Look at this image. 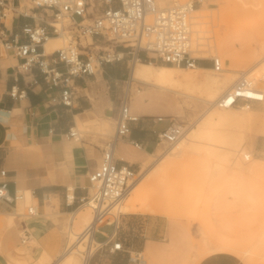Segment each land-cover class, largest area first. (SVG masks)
<instances>
[{
    "label": "crops",
    "instance_id": "0c3cea01",
    "mask_svg": "<svg viewBox=\"0 0 264 264\" xmlns=\"http://www.w3.org/2000/svg\"><path fill=\"white\" fill-rule=\"evenodd\" d=\"M18 1L26 5L25 0H10V3L17 4ZM159 3L167 4L164 0ZM28 7L26 10L30 11ZM35 21L31 16L16 15L11 21L10 29L18 32L23 24H34ZM223 41L228 42L227 48L221 52L217 44L216 49L223 59L228 57L234 65L236 55L229 52L232 42L229 38H223ZM244 46L245 52H254L249 42ZM46 51L49 50L46 48ZM124 63L125 71L120 66ZM18 66L19 59L16 56L0 53V165L8 170L10 192L24 190L33 193L38 216L20 219L11 212L10 206L0 205V215L12 217L6 223L0 220V223L9 227L7 230H13L17 225L21 227L25 220L31 234L26 243H22L20 234L16 235L14 231L0 239V264H49L65 251L72 216L81 207V200L90 196L89 175L99 167L103 147L108 139L100 134L83 133L82 140L75 141L68 138L66 133L70 128L79 129V125L86 122L107 120L115 123L122 95L119 82L125 75L128 78L130 70L126 62L104 65L99 74L103 76L105 89L98 83L101 77L90 75L76 78V97L72 106H66L49 103L52 96L60 94V90L48 87L38 70L24 74L19 71ZM169 68L174 66L149 62L133 64V88L141 81L172 91L169 89L172 86L168 80ZM197 69L211 71L212 63L210 60H201L199 67L191 70ZM35 78L37 83L33 82ZM214 86L216 84L211 85ZM13 88H17L18 95H24L13 97ZM225 88L219 94L211 92L212 99L215 100ZM141 93L142 90L136 93L138 98L131 104V110L141 118L131 123L130 135L118 141L116 158L120 164H129L135 170H141L142 175L147 171L145 165L153 153L158 154V148H155L157 133L169 123L168 120L154 122L153 116H168L172 115L167 114L168 112L176 111L167 109L166 114H161L156 112L154 105H136L141 99ZM204 101L209 102L208 99ZM132 140L141 142L142 148H135ZM255 149L264 153V145L260 139L256 140ZM214 195L215 191H212L207 197V204ZM162 200L152 205L151 209L173 216L163 210ZM49 209L55 210L56 214H51ZM69 214L71 218L66 225L64 217ZM165 215L140 210L124 213L115 234L113 225H105L94 234L97 245L88 253L85 264H192L193 236L189 227L184 222L173 221ZM209 227L213 228L226 246L208 252L195 264H242L237 254L227 251L237 249L241 242L225 236L212 224ZM0 234L2 236L1 232ZM118 241L122 243L121 249L113 250L114 242Z\"/></svg>",
    "mask_w": 264,
    "mask_h": 264
},
{
    "label": "built area",
    "instance_id": "2783aa9c",
    "mask_svg": "<svg viewBox=\"0 0 264 264\" xmlns=\"http://www.w3.org/2000/svg\"><path fill=\"white\" fill-rule=\"evenodd\" d=\"M31 2L28 11L20 1L11 4L10 0H0V53L16 56L21 73L29 74L36 69L48 87L60 90L58 96L50 98L51 105H73L77 92L76 78L96 77L106 64L126 62L129 66L127 86L122 89L114 133L104 144L99 167L89 175L90 196L81 200V205L88 203L92 208L93 223L88 227L92 236L105 225H113L115 234L124 214L119 205L130 195L141 175V170L137 171L129 164H120L116 158L118 141L128 137L131 123L141 118L131 110L135 82L131 78L132 65L149 62L196 69L201 60H210L212 69L221 73L226 69L223 59L218 55L201 56L203 50H197L194 45L192 19L197 3L201 4L200 0L197 3L194 0L175 3L165 8L159 7L156 0ZM16 15L31 16L36 21L34 24L25 23L20 31L13 32L10 26ZM55 36L64 38L66 42L62 47L47 52L45 44ZM33 82L37 83L38 80L35 78ZM11 95L21 97L24 94L18 95L17 88H13ZM263 102L264 91L253 84L245 71H241L232 87L211 105L220 109H251ZM153 118L154 122H169L165 129L157 133L155 148L164 145L166 150H170L190 127L174 115H157ZM66 136L81 141L83 132L70 128ZM131 143L137 149L143 146L137 140ZM251 157L249 153L243 155L246 161ZM30 196L31 202L28 203L26 191L10 192L8 170L0 165V205L10 206L11 212L20 219L38 216V206L33 201L31 191ZM20 204L24 205L23 209ZM20 237L22 243L31 238L25 220L22 221ZM121 247L122 243L118 241L114 242L112 249L120 250Z\"/></svg>",
    "mask_w": 264,
    "mask_h": 264
},
{
    "label": "rangeland",
    "instance_id": "374dc122",
    "mask_svg": "<svg viewBox=\"0 0 264 264\" xmlns=\"http://www.w3.org/2000/svg\"><path fill=\"white\" fill-rule=\"evenodd\" d=\"M157 3L163 0H156ZM166 5L169 6L175 3H185L192 0H164ZM196 3L198 2L197 0ZM24 4L31 6V0H25ZM162 6V5H161ZM202 6L203 8H199ZM199 18L196 17L194 12L193 29L203 31L201 33V42L205 45L201 48L205 51H201V56H214L218 55L223 59L216 46H220V51L223 52L228 42L223 41V38H229L232 42L229 52H233L236 55L234 65L231 64L228 57L223 59V64L227 68L219 73L214 70L195 72L187 68L174 67L173 70H168V74L176 77H188L197 80L193 92L189 86L185 87L187 93H193L197 98H191L190 96H184L175 94L172 91L156 87L153 83H141L137 82L136 86H140L142 93L139 95L140 101H137L136 105H142L143 103L151 104L155 106L156 112L166 114L167 109L174 110V112H168L178 116L190 126L198 122L211 108L210 102L214 101L211 92L219 94L224 89L228 81L226 76L239 74L241 71H245L255 60L264 56V0H202L201 4L197 3ZM197 18V19H196ZM201 20L195 27V21ZM194 39L197 37V33L193 35ZM59 39V46L65 44L64 38ZM222 42V43H221ZM249 42L250 47H253L254 52H245V44ZM110 45H113L111 43ZM106 47H109L106 45ZM111 47V46H110ZM249 47V48H250ZM54 50L52 47L49 51ZM140 63V62H139ZM163 63H157L156 65H162ZM166 65V64H163ZM122 70L125 71L126 64H121ZM209 76V77H208ZM97 77H101L100 82L105 89V82L101 74H97ZM217 78L215 82L216 86H207L205 79ZM250 79L252 76L249 77ZM127 75L120 80V89L126 86ZM207 87L209 89L201 88ZM259 88H264V79L261 82L256 83ZM204 95V96H202ZM138 98L136 91L133 90L131 98V104ZM210 98V99H209ZM203 99V100H202ZM208 99V101H204ZM253 109H259L264 111V103L255 106ZM214 110L223 111L224 108H216ZM240 112L242 109H237ZM196 121V122H195ZM165 124V123H164ZM161 124V126H164ZM264 125V124H263ZM79 130L83 133L100 134L106 138L111 136L115 130L114 121L96 120L94 122H86L79 125ZM236 130L239 131L238 128ZM248 144L243 146L240 152L241 160H232L225 168L212 170L210 177L206 179V183L200 185L199 201L197 203L196 214H177L176 216H168L160 212H154L152 209L140 210L144 213L162 214L169 217L171 220H180L184 222L190 229L193 238V258L192 264L198 262L201 258L206 256L208 252L226 244L210 230V224L214 225L216 229L220 230L225 236L238 240L241 244L237 249L227 250L237 254L242 261V264H264V153H260L255 149V142L260 139L264 145V130L260 127L249 128L245 130ZM154 142H152V145ZM247 146H249L247 148ZM246 149V150H245ZM177 149H175L176 151ZM244 150V151H243ZM164 145L158 147L157 152L150 157L146 163L145 168L149 169L153 164L157 163L162 156L161 153L167 152ZM250 152L252 157L257 160L245 161L242 153ZM254 153V155H253ZM168 154V153H167ZM178 152L170 154L171 156L177 155ZM251 157V158H252ZM168 162H172L173 165L178 166L181 172L188 175H193L200 160H192L190 162L180 161L178 159L169 160L168 158L163 161V165L157 166L148 177L143 181V185H151L153 188L150 203L152 205L160 202L163 199V190L158 183L154 182V175L159 167L166 165ZM169 164V163H168ZM151 181V182H150ZM195 185V183H193ZM215 191L214 198L210 200L209 204H206L207 197ZM28 203L31 199L28 197ZM127 201V200H126ZM163 201V200H162ZM126 203V202H125ZM24 205L20 204V208L23 209ZM163 209V208H162ZM164 210V209H163ZM51 214H56L55 210H50ZM127 213V212H124ZM181 215V216H180ZM71 214L64 217V222L68 224ZM12 217L10 215H0V220L8 222ZM0 239L5 238L13 231L16 235L21 232V227L17 225L13 230H7L9 227L3 224L1 227ZM18 239V238H17ZM66 239L64 233V241ZM19 242V240H17ZM65 245V244H64ZM95 242H93L92 248L94 250ZM88 256L87 252H83V256L78 254H70L64 252L62 256L57 259L51 260L49 264H65L70 262L71 264H83V257ZM31 264V263H30ZM33 264V263H32Z\"/></svg>",
    "mask_w": 264,
    "mask_h": 264
},
{
    "label": "bare ground",
    "instance_id": "6f19581e",
    "mask_svg": "<svg viewBox=\"0 0 264 264\" xmlns=\"http://www.w3.org/2000/svg\"><path fill=\"white\" fill-rule=\"evenodd\" d=\"M158 6L161 8L168 7L164 5L161 6L160 3ZM194 12L196 17L199 18V14L197 13L198 10L196 8ZM195 23L196 27L202 22L201 20H196ZM195 31L197 37L196 39L193 37L194 45L197 50H203L201 47L205 44L201 42V38H203L201 33L204 32V30L200 31L198 29H193V35L195 34ZM57 37L58 36H55V38H50L48 40L46 43L47 50H50L52 47H54V49L60 48L59 39ZM89 40L91 41V39ZM224 67L226 68L225 65ZM168 70H173V68H169ZM195 72H202V70L197 69ZM245 72L249 77L252 76L251 80L255 86L256 83L261 82L264 79V56L258 58L251 66L247 67ZM238 75L239 74L226 76L228 84L222 93L232 87V84ZM168 76V80L172 85L169 87L170 90L180 95H188L194 99L197 98L195 94L187 93L185 89V87L189 86L190 90L193 92L195 87L198 86L196 84L197 80L188 77L174 78L171 75ZM215 82H217V78L205 79L207 86L214 85ZM133 90H135L136 93H139L141 88L135 87ZM262 90L264 91V88ZM212 102L213 101L210 102L211 108L206 111L205 115L198 122L195 121L196 123L189 127L185 136L176 144V146L167 152L161 153L163 157L140 175L139 181L133 187L130 195L119 205L122 212L151 209L152 204L150 203V197L153 188L151 185H143L142 181L149 176L153 168L162 164L164 160L168 158L169 160L178 159L180 161L190 162L196 159L200 160V162L193 175L177 172L179 167L173 165L172 162H168L169 164L167 163L164 166H162V164L154 175V182L158 183L163 190V194H161V196L163 195V201L161 204L164 205V210H166L168 214L173 216L181 213L191 216L195 215V207H197L199 196L202 194L199 190L200 186H202L200 184L206 183L205 181L212 170L223 169L232 160H241L239 155L241 149L243 146L245 147L248 145L245 130L254 127H260L264 130V111L253 108L242 109L240 112L236 111V108H224L223 111H218L214 110L215 107L211 105ZM236 128H238L239 131L236 130ZM248 147L249 146H247V148ZM175 149L177 150L175 151ZM175 152H178V154L175 156L170 155ZM250 152L245 151L242 153V156L248 153L250 154ZM251 159L254 161L257 160L254 159V157L249 160ZM193 183H195V185ZM26 193L28 197L31 198L30 191H26ZM30 217L33 216H26V218ZM71 221L72 223L70 229H68L69 232L67 233L68 241H66L67 245L64 252L81 256H83V252H87V254L92 252V245L95 240L94 236H92V232L88 230L89 225L93 223L91 205L88 203L82 204L73 214ZM2 226L3 224L0 223V229H2ZM210 230L216 235L213 228H210ZM87 257V255L83 257V264L86 263Z\"/></svg>",
    "mask_w": 264,
    "mask_h": 264
},
{
    "label": "trees",
    "instance_id": "16d2710c",
    "mask_svg": "<svg viewBox=\"0 0 264 264\" xmlns=\"http://www.w3.org/2000/svg\"><path fill=\"white\" fill-rule=\"evenodd\" d=\"M169 65V64H168Z\"/></svg>",
    "mask_w": 264,
    "mask_h": 264
}]
</instances>
